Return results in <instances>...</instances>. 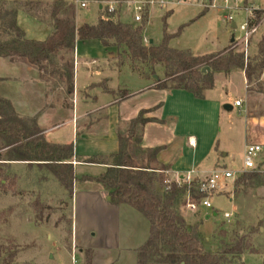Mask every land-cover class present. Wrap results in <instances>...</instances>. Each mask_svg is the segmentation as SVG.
<instances>
[{
    "label": "crops",
    "instance_id": "crops-1",
    "mask_svg": "<svg viewBox=\"0 0 264 264\" xmlns=\"http://www.w3.org/2000/svg\"><path fill=\"white\" fill-rule=\"evenodd\" d=\"M19 1L52 3L55 0ZM63 1L75 4L77 25L87 23L80 24L78 21L79 8L82 7V2H86L85 7H88L89 3L96 6L99 12L98 21L107 4L115 8L113 12H109L114 15V19L116 15L119 21L136 26L138 24L135 20L126 19L123 10L126 6L133 10L134 5L144 0H127L123 3ZM154 5H149L150 12L151 6ZM18 23L29 39L45 40L54 31V26L50 22L25 9L19 11ZM148 24L144 28L145 42L160 44L150 36ZM91 45H102L106 54L105 61L90 56ZM226 48L228 45L224 47ZM64 54H68L73 64V92H68L66 81L61 78L62 82L53 89L50 96V93L44 91L49 89L48 86L53 78L50 73L46 77L47 73L27 61L8 58L6 68L13 69L11 72L2 71L3 73L0 74V83L4 84L0 96L10 99L20 115L37 117L47 141L74 146L72 164L78 179L74 182L71 203L74 217L76 216L77 221L81 218L84 223L81 234L77 225L74 238L76 245L83 246L79 249L81 264H86V250L92 252L93 264H137L138 249L149 238L150 222L141 212L127 204H112L109 191L101 183L81 180L83 176L97 177L106 171L107 164L92 163L88 160L103 157L110 162L111 156L119 151L118 127L136 118L142 110H147L145 117L156 121H150L145 125L141 146L144 149L162 148L156 159L159 166H168L165 175L170 182H176L190 172L196 179L209 176L220 169L231 170L236 176L240 175L247 171L244 159L249 144L263 146L262 152L256 159V171L264 174V91L258 92L248 88L244 70L234 69L229 73L215 72V86L204 92V98H198L184 89L156 88L157 80L165 78L163 67L157 72L158 78H153L154 74L141 75L132 68L127 57L122 60L116 48L105 47L99 39L77 40L75 51L73 53L63 51L59 57ZM204 54L210 53L195 55ZM126 64L130 70L138 73L139 84L133 88L127 87L126 83L112 86L113 77L109 72H121ZM81 66L84 71L83 80H80ZM104 80L107 82L106 86L102 84ZM239 81L243 87L238 97L234 95L235 87L232 84ZM9 84L13 88L16 87L15 91L5 88ZM65 89L69 102L65 103L62 97L61 104H53L52 94ZM60 94L64 93L60 91ZM233 95L235 97H232ZM238 100L241 101L239 106L235 104ZM226 104H230L232 110L224 108ZM236 110L237 116L234 114ZM66 125L69 131L60 132ZM239 147L242 163L232 168ZM26 163L29 164L22 161L6 164ZM255 192L264 200V179L256 187ZM184 198H187L185 194ZM232 200L235 199L232 197L230 201ZM236 206L235 201L233 209ZM183 208L188 209L189 213H182ZM179 209L189 226L193 225L188 222L191 216L197 218L198 215L204 214L206 219H212V214L208 211L210 209L193 211L188 207L187 202L186 205L180 204ZM214 213L213 216H217ZM219 233L217 230L218 247L215 250L206 248V251L217 252L223 244L231 240L230 235L224 237ZM247 254H257L264 261L263 253L247 251L241 255L244 264Z\"/></svg>",
    "mask_w": 264,
    "mask_h": 264
},
{
    "label": "trees",
    "instance_id": "trees-1",
    "mask_svg": "<svg viewBox=\"0 0 264 264\" xmlns=\"http://www.w3.org/2000/svg\"><path fill=\"white\" fill-rule=\"evenodd\" d=\"M3 1L0 0V58L25 60L44 73L58 68L61 52L73 53L77 40L89 39H99L105 47L116 48L120 58L127 57L152 66L163 64L165 78L157 80L156 88L184 89L198 98H204V92L215 86L214 74L217 71L229 73L242 69L248 84L257 82L264 72V35L257 44V54L253 59L246 60L245 53L236 47L195 55L189 49L171 47L169 42L175 34L168 33L167 28L160 44L145 43V21L135 26L115 20L113 14L104 13L108 10L107 4L97 24L77 25V11L73 3L63 0L52 3L21 1L18 6L9 8ZM91 1L123 3L127 0ZM43 6L49 9L54 31L45 40L29 39L18 23L19 11L25 9L39 16ZM262 13L261 10H254L252 23H259ZM204 67H210V70L203 71ZM55 72L65 79L68 92H73V64L66 62L61 70ZM258 91L262 92V89ZM146 113L147 110H142L136 118L127 122L125 131L118 127L119 151L111 156L110 162L103 157L88 160L107 164L106 171L97 177L81 178L82 181L101 183L109 191L112 204H127L149 220L150 235L138 249L137 264H244L241 255L247 251L264 255V251L256 248L245 236H234L217 252L205 250L199 226H189L179 209L188 186H179L176 182L166 184L165 170L168 166H159L156 159L162 148L144 149L141 146L145 125L156 121L145 117ZM140 154L145 156V163L139 162ZM73 157V144L47 141L37 117L20 115L10 99L0 96V164L22 161L43 165L72 195L74 182L78 179L72 164ZM245 175L249 180H257L258 184L264 179V174L257 171ZM167 186L169 189H166ZM196 186L194 182L189 189L193 201H199L203 196ZM86 264H93L90 250H86Z\"/></svg>",
    "mask_w": 264,
    "mask_h": 264
},
{
    "label": "rangeland",
    "instance_id": "rangeland-1",
    "mask_svg": "<svg viewBox=\"0 0 264 264\" xmlns=\"http://www.w3.org/2000/svg\"><path fill=\"white\" fill-rule=\"evenodd\" d=\"M6 7L12 8L20 4L19 0H4ZM205 0H188L185 3H177L176 0H165V3L157 2L146 7L143 20L137 22L138 25L148 24L150 36L161 43L164 37L165 28L170 34H175L169 45L177 49H189L194 54L211 53L228 47H234L243 51L245 46L241 41H237L244 36V31L240 26L246 21L250 8L253 12L255 8L263 11L258 31L251 37L248 56L253 59L257 54V44L264 35V0H244L240 9L231 10L224 8H209L205 5ZM38 13L40 18L53 25L49 9L47 6L40 8ZM105 14H109L105 10ZM126 19L134 20V12L127 6L124 8ZM228 15H233L237 28H233L227 20ZM99 12L94 4L89 3L88 7L79 8L78 21L80 24L87 22L95 24L98 22ZM150 17V19H149ZM115 19L118 18L115 15ZM31 25V23H29ZM145 28V27H144ZM235 37L236 41L231 42ZM146 43V42H145ZM90 56L99 61H105V51L102 45H91ZM244 52V51H243ZM124 57H122V60ZM132 68L141 75H157L158 70L165 71L163 64L152 66L150 63L141 61H131ZM8 58H0V74L2 71H10L13 68H6ZM66 62H70L68 54L58 57V68L49 69L47 75H52L51 83L45 89L50 96L53 89L62 82L55 70H61ZM85 68V67H84ZM83 67H80V80H83ZM137 72L130 70L128 64L122 67L121 72L114 73L112 86L118 84L128 85L133 88L139 84L140 77ZM50 73V74H49ZM219 81H222L220 77ZM232 83V82H231ZM106 86L107 82L102 83ZM172 85V83H169ZM234 95H239L243 84L235 82ZM3 86V87H2ZM4 84L0 83V93ZM9 91H15L16 87L7 85ZM248 88L253 91L262 89L264 91V72L259 80L248 84ZM43 91V89H41ZM56 91V90H55ZM59 91V92H58ZM52 94V103H68L69 98L65 90H58ZM60 91L64 94H60ZM261 92V91H258ZM232 97H235V96ZM58 96V97H57ZM239 97V96H238ZM73 102V100H72ZM236 116L238 111L234 112ZM122 130L127 129V125L121 126ZM66 125L60 132H68ZM260 154V153H259ZM258 154V156H259ZM257 156V158H258ZM139 162L145 163V156L139 155ZM242 156L240 147L237 148V159L232 162V168L240 166ZM159 167V166H158ZM257 167L244 171L237 175L232 183V193L215 196L213 203L215 210H208L212 214V219H206L204 214L196 217L191 216L188 222L199 226V231L203 240L204 248L215 250L218 245V230L221 236L227 234L231 239L235 236L249 237L254 246L264 251V200L260 199L255 189L259 185L257 180H249L245 174L255 172ZM187 197V193H185ZM235 199L230 201V198ZM192 198H184L181 204ZM236 201L237 206L233 209ZM71 194L58 181V179L43 165L38 164H0V264H81L79 249L81 245H76V227L79 226V234L82 233L83 222L79 218L76 220L72 212ZM214 211L217 216H213ZM225 212H234L231 220L224 216ZM182 213H189L183 208ZM13 256V258H12ZM246 264H263V259L257 254H247Z\"/></svg>",
    "mask_w": 264,
    "mask_h": 264
},
{
    "label": "built area",
    "instance_id": "built-area-1",
    "mask_svg": "<svg viewBox=\"0 0 264 264\" xmlns=\"http://www.w3.org/2000/svg\"><path fill=\"white\" fill-rule=\"evenodd\" d=\"M177 3H185L188 0H176ZM159 3H165V0H144L136 5H134V20L136 22H141L144 17V13L146 11V7L149 4H156ZM244 0H205V6L209 8H224V9H231V10H237L240 9L241 5L243 4ZM82 7L86 6V2H82ZM255 8L254 10H256ZM115 8L112 5L108 6V12H113ZM249 12V16L246 19V21L240 26L241 30L244 31V36L240 39H237V41H241V43L244 44V53L246 60H248V47L250 43L251 37L258 31L260 27L259 23H252V21L255 18L254 11L252 12L250 8L246 9ZM227 20L230 24H236L234 21L233 15H228ZM237 26V24H236ZM237 28V27H236ZM235 38V37H234ZM236 41V38L234 42ZM236 46H234L235 48ZM237 106L241 104V101L238 100L235 102ZM192 143V142H191ZM263 146L261 144H249L247 146L246 152H245V159H244V165L246 170H251L256 168V159L260 152H262ZM236 178V174L227 169H220L215 171L209 176H206L204 178L196 179L193 176H191V172L188 173L186 176H184L182 179H179L176 181V183L179 186L187 185L188 190L186 193L188 194L187 197L191 199L190 196V188L192 184L195 182L197 184L196 188L197 190L203 194V196L200 198L199 201H190L188 200V207L192 209L193 211L198 210H215L213 205V198L215 196H221L232 193V183L230 181H234ZM166 184H169L170 181L167 179L165 180ZM166 189H169V186L166 187ZM224 216L227 220H231V218L234 216V212H225Z\"/></svg>",
    "mask_w": 264,
    "mask_h": 264
},
{
    "label": "water",
    "instance_id": "water-1",
    "mask_svg": "<svg viewBox=\"0 0 264 264\" xmlns=\"http://www.w3.org/2000/svg\"><path fill=\"white\" fill-rule=\"evenodd\" d=\"M102 7H103V6L101 5V8H102ZM232 27H233V28H236L237 26H236V24H233ZM234 40H235V38L233 37V38H232V42H234ZM208 70H210V67H204V68H203V71H208ZM155 78H158V76L156 75ZM224 108L229 109V110H232V106H231L230 104H226V105L224 106ZM214 214L217 215L216 212H215Z\"/></svg>",
    "mask_w": 264,
    "mask_h": 264
}]
</instances>
